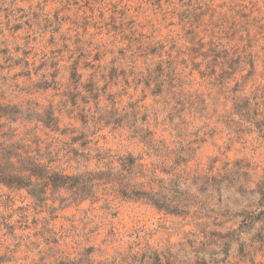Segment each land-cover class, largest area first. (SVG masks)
<instances>
[{
    "label": "trees",
    "instance_id": "trees-1",
    "mask_svg": "<svg viewBox=\"0 0 264 264\" xmlns=\"http://www.w3.org/2000/svg\"><path fill=\"white\" fill-rule=\"evenodd\" d=\"M157 1L160 5L162 0ZM177 2L174 14L179 24L188 27L192 39L186 65L190 70L180 67L169 52L165 57L160 42L139 45L145 64L138 83L149 90L155 102H161L153 113L156 118L163 113L164 124L171 125L169 140L150 126L151 111L140 100L120 106L119 94L110 88V83L101 85L93 73L83 81L84 73L75 61L70 66L65 96L73 105L81 96L96 107L93 112L80 109L74 117L81 122L79 126L72 122L62 125V112L52 104L39 106L33 98L26 104L12 102L5 100L0 90V185L26 190L39 206H46L48 200H59L66 207L86 200L98 201L99 186L110 184L122 199L142 201L165 214L190 216L198 225L197 230L182 231L187 246L184 244L181 252L170 243L162 248L147 244L140 250L132 248L123 259L124 264H260L257 255L264 251V174L254 180L249 162L231 161L227 156L222 167L216 166L217 157H210L205 171L192 169L190 161L196 158L199 143L206 140V132L195 129L194 138L189 140V132L178 125L187 112L202 119L208 114L209 102L204 93L184 90L197 72L199 81L228 90L232 106L224 127L229 133L255 132L264 138V89L256 88V81L264 79V54L259 53L264 47V15H260L253 1L249 2L251 5L230 3L220 20L214 21L215 10L209 1ZM201 27L204 33L213 28L209 39L197 31ZM3 37L0 72L19 66L16 76L30 79L37 74L38 70L31 68L28 52L13 56ZM258 44L260 48L255 49ZM136 54L130 55L133 68L137 66ZM52 67L50 74L43 73L28 93L59 83L58 63ZM116 68L111 69L114 78L118 75ZM248 86L250 91L246 90ZM32 122L34 125L28 127ZM101 123L127 126L130 138L136 139L142 150L121 153L99 144L95 134ZM54 134L57 136L51 140ZM59 135L68 136L69 140L58 143ZM62 189L70 193L68 204V198L55 196ZM216 197L219 203L214 207L211 201ZM212 216L215 219L208 220ZM5 227L9 234L17 236L14 224ZM57 239L51 241L57 243ZM96 250L94 246L87 247L88 264H118L108 256L97 260L92 256ZM7 260L0 256V264ZM41 264L79 261L65 257Z\"/></svg>",
    "mask_w": 264,
    "mask_h": 264
},
{
    "label": "rangeland",
    "instance_id": "rangeland-1",
    "mask_svg": "<svg viewBox=\"0 0 264 264\" xmlns=\"http://www.w3.org/2000/svg\"><path fill=\"white\" fill-rule=\"evenodd\" d=\"M203 1L212 3L214 21L220 20L230 3L239 5L253 1L260 15H264V0ZM175 2L179 4L177 0H162L160 5L157 0H0V38L4 35L13 56L28 52L31 68L38 70L30 79L15 75L19 66L0 72V90L5 100L26 104L29 98H33L39 106L52 104L62 112V125L72 122L79 126L81 122L74 117L80 114V109L93 112L96 107L93 101L86 102L81 96L73 105L65 96L70 83V66L78 61L79 70L84 73L83 81L93 73L101 85L109 82L110 88L119 94L120 106L140 100V104L151 111L150 126L156 128L159 136L169 140L171 125L164 124L163 113H158L157 118L153 113V108L161 102H155L149 90L138 83V75L145 64L139 47L160 42L165 57L169 52L180 67H185L187 72L190 70L186 65H189L192 39L188 27L178 23L174 14ZM201 30L202 27L197 31L207 40L213 28L205 33ZM260 46L258 44L255 49ZM132 53L139 55L136 68L131 65ZM259 53L264 54V47ZM260 59L258 69L261 68ZM54 62L58 63L59 83L28 93L27 90L43 73L50 74ZM113 66L117 67L116 78L112 77ZM192 78L194 80L185 85L184 90L203 92L209 108L206 118L187 112L180 119L183 123L178 125L189 132V140L194 138L195 129L206 132L203 134L206 140L199 143L196 158L190 161L191 168L205 171L210 157L218 158L215 164L219 167L227 158L231 161L242 159L251 164L254 180L258 179L264 174V138L255 132L229 133L224 127L225 117L232 106L227 97L228 90L212 88L199 81L197 72ZM256 84V88L264 89V79L259 78ZM250 89L248 86L246 90ZM33 125L34 122L27 124L28 127ZM97 126L95 138L104 147L121 153L142 150V145L130 138L127 126L103 123ZM93 127L91 123L90 128ZM56 136L54 134L50 139ZM62 139L69 140V137L59 135L56 141L61 143ZM58 194L55 196L68 198L65 201L68 204L70 193L62 189ZM97 194L99 200L93 203L86 200L64 207L59 200H48L46 206H39L26 190H11L0 185V256L8 258L2 264H41L65 257L74 258L79 264H88L85 255L88 246L98 248L92 255L97 260L108 256L115 258L118 264H124L123 259L132 248L140 250L147 244L162 248L170 243L181 252L183 245L187 246L182 231L197 230L198 225L192 217L165 214L142 201L122 199L110 184H101ZM211 203L217 207V197ZM213 219L214 216L208 220ZM6 224H14L16 237L8 233ZM55 237L57 243L51 241ZM257 260L264 264V251L258 253Z\"/></svg>",
    "mask_w": 264,
    "mask_h": 264
}]
</instances>
